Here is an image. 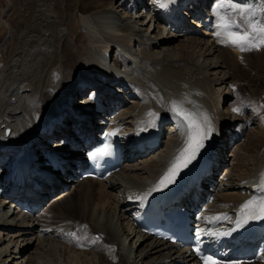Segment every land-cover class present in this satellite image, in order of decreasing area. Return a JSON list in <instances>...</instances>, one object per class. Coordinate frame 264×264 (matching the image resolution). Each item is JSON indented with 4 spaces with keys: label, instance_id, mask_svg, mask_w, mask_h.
<instances>
[{
    "label": "bare ground",
    "instance_id": "1",
    "mask_svg": "<svg viewBox=\"0 0 264 264\" xmlns=\"http://www.w3.org/2000/svg\"><path fill=\"white\" fill-rule=\"evenodd\" d=\"M28 1L11 0V28L15 33L11 36L10 31L2 42L6 49L0 66V264L190 261L183 249L155 240L135 226L134 198L150 191L185 147L187 125L172 113L173 101L193 113L206 114L211 122L213 131L203 141L215 149L216 165L210 181L214 183L220 176L223 190L248 188L238 196L213 195L212 202L204 206L205 214L229 213L251 192L257 193L253 187L260 184L264 174V133L251 128V122L257 117L264 119V87L251 90L236 72H252L253 78L264 84L263 47L240 51L206 37L213 30L218 40L216 26H204L202 33L185 26L175 10L180 2L189 0H174L173 5L168 3L163 8L156 0H80V5L73 3L74 11L67 19L59 15L67 11L55 12L44 0ZM198 1L207 2L216 23L225 12L241 21L240 8L244 11L249 7L247 0H232L237 10L221 8L225 0ZM254 1L260 4V0ZM141 9H145L144 18L138 13ZM89 83H93L90 90ZM109 92L115 98L113 106H102L101 98ZM74 97H78L73 103L80 106L78 114L86 116L81 124L113 114L114 123L108 129L125 147L123 167L107 181L83 178L68 182L55 177L50 183L39 181L44 188L34 199L42 205L40 209L34 214L10 210L9 200L3 196L6 172L16 164L19 150L25 153L29 147L49 148L50 140L58 138L59 128L76 122L70 121L71 110L76 112V108L67 107ZM247 103L255 107L253 117L246 114ZM233 108H240V112ZM151 119L157 121L156 132L167 137L164 145L140 151L134 142L153 124ZM240 134L244 139L231 144ZM67 148L64 143L59 149L64 152ZM63 152L65 160L75 153ZM39 170L47 171L48 166L40 163ZM64 185H71L93 202L84 204L78 220L58 210L77 193L63 192L49 202L56 192L64 191ZM93 198L99 204L112 200L116 203L114 211L110 204L99 208ZM230 217L222 216L221 223ZM125 220L134 226L133 237H139L134 242L137 245L139 241L134 255L132 233ZM76 230L75 238L60 239L64 232ZM37 233L43 236L38 243L33 237ZM48 256L58 260L50 262L53 258L47 260Z\"/></svg>",
    "mask_w": 264,
    "mask_h": 264
},
{
    "label": "snow or ice",
    "instance_id": "2",
    "mask_svg": "<svg viewBox=\"0 0 264 264\" xmlns=\"http://www.w3.org/2000/svg\"><path fill=\"white\" fill-rule=\"evenodd\" d=\"M160 7H166L168 3L174 0H156ZM221 8L237 10L238 6L232 3V0H225ZM260 15L257 16L256 10H253L250 15L240 11L241 23H237L234 19L228 16V13L219 16L218 31L216 36L220 43L225 46H233L239 48L240 51L258 50L264 47V0H260L259 9ZM234 112L239 113L240 108H233ZM172 113L187 125V140L185 147L181 150L180 155L175 162L168 168L165 174L161 177L158 184L153 188V191H159L162 187L173 183L175 176L182 167H186L192 159L195 158L199 150L204 146L203 141L208 139L213 131L211 122L206 114L193 113L178 102L173 101L171 105ZM149 115H154L149 113ZM115 133H112L114 135ZM260 191L264 192V174L261 175ZM143 199V197L141 198ZM241 216L243 221L248 219H264V196L253 198L246 201L241 206ZM240 224H237L239 227ZM206 264H215V261L210 259Z\"/></svg>",
    "mask_w": 264,
    "mask_h": 264
},
{
    "label": "rangeland",
    "instance_id": "3",
    "mask_svg": "<svg viewBox=\"0 0 264 264\" xmlns=\"http://www.w3.org/2000/svg\"><path fill=\"white\" fill-rule=\"evenodd\" d=\"M28 0H26V2H27ZM30 1V0H29ZM28 1V2H29ZM45 1V3L46 4H48L47 6H48V8L49 9H51V10H53V11H55V12H61V13H63V11L64 12H68V13H64V14H59V15H64V18L65 17H68V15L67 14H71L72 15V13H73V11H74V9L73 8H71L72 6H73V3H75V4H78V5H80L79 3H80V0H44ZM49 2V3H48ZM11 0H0V66L2 65V62H1V59H2V56H3V46L4 45H2V42H3V40L7 37V35H9L12 31V34H11V36L13 35V33H15V30L13 29L12 30V28H11V24H12V22L11 21H13V19H14V10L13 9H11V8H9L10 6H11ZM25 4V3H24ZM24 4H22L21 5V7H23V8H25V6L28 4V3H26V5H24ZM26 8H27V6H26ZM23 9L24 11L25 10H27V9ZM63 8H64V10H63ZM140 8H138V10H139ZM71 10H72V12H71ZM138 13L139 14H142V17L144 18V16H145V14H146V12H145V9L143 10V9H141L140 10V12L138 11ZM29 15H30V12L28 13ZM29 15L27 16V18L29 17ZM66 15V16H65ZM65 19H67V18H65ZM10 29V30H9ZM11 31V32H10ZM213 30H210V32H208L207 33V35H206V37L211 41V42H216L217 44H223V43H220L219 42V40H217V39H215V36L213 35V32H212ZM9 41H10V39H9ZM229 48H231L230 46H228ZM4 49H6V48H4ZM262 49H264V47L262 48ZM262 65H264L263 63H261ZM255 64H253V66H254ZM258 64H256L255 66H257ZM240 67H242V66H240ZM237 77L238 76H240V77H238L239 78V80H241V81H243V82H245L246 81V83L247 84H249V87L251 88V90H258V91H260L263 87H264V84H263V82H261V81H258L257 79H255V78H253V73L252 72H248V71H244V70H240V69H238L237 70ZM247 73H250V74H247ZM250 78V79H249ZM243 79V80H242ZM250 82V83H249ZM251 84V85H250ZM258 88V89H257ZM241 96H243L242 94H241ZM243 97H245V96H243ZM78 100V98L75 100V101H77ZM70 102H72V101H70ZM70 102H69V104H70ZM73 103H74V101H73ZM224 103V102H223ZM222 103V106L224 105ZM261 108H263V107H260L259 108V110H262ZM253 110H255V107L253 106L252 107V109L250 108V110L248 111V113L246 112V114L248 115V116H251V117H253L254 116V113H253ZM247 111V110H246ZM248 128H250V127H248ZM251 128H253V129H255V131L256 132H258V131H262L263 133H264V119H262L261 120V118H256V120L253 122V124L251 125ZM262 129V130H261ZM166 138V137H165ZM162 145H164V143L162 144ZM219 175V174H218ZM216 178V180L214 181V183L215 182H219L218 183V185H217V187L215 186L214 187V189L210 192V195H212L210 198H213V195H220V196H232V195H235V196H238L237 194H240V193H244V191H248V188H246V189H241V190H238V189H232V190H223V182H222V179H221V177L219 176H216L215 177ZM221 179V180H220ZM61 184V183H60ZM62 184H63V182H62ZM222 184V185H221ZM211 185H209L208 186V188L210 187ZM63 192H65V193H77V194H73V199H71L70 200V202L69 203H67V205H64V206H62V207H60V208H58V210H60L63 214H64V216L65 217H67V218H69V219H71V218H73V217H75V218H77V220L81 217V214H82V210H83V206H84V204H85V206L86 205H88V204H91V203H93L92 202V200L91 201H89L90 199H89V197L87 196V197H85V196H83L82 195V193L80 192V191H76L75 192V190L74 189H72V186H69V187H67V188H65L64 189V191H60V192H56L51 198H49V202L50 201H53L54 199H57V198H60V196L59 195H61V193H63ZM224 193V194H223ZM232 193V194H231ZM222 194V195H221ZM79 195V196H78ZM87 198V199H86ZM93 200H96V206L98 205V207L100 208V206L102 207L103 205H104V207H106L107 205H109V207H111V211H114V208H115V202L113 203V201L112 200H109V199H107L106 201H104V202H100V204H99V200L98 199H96V198H93ZM109 200V201H108ZM87 203H86V202ZM111 201H112V203H111ZM91 202V203H90ZM79 203V204H78ZM42 206V205H41ZM66 206H68V207H66ZM64 207V208H63ZM66 207V208H65ZM97 207V208H98ZM80 208V209H79ZM72 220V219H71ZM126 221V220H125ZM125 224H127V228L131 231V233H132V235H131V237H133L134 236V234H135V232H133L134 230V226L133 225H130L131 223H129V221H126L125 222ZM129 224V225H128ZM132 226V227H131ZM129 231V232H130ZM34 239H35V241H36V243H38V241L39 240H42L43 239V236L41 235V234H35L34 236ZM95 239V238H94ZM139 239V237L138 236H135V237H133L132 238V242L131 243H133V255L135 254V252H136V250H137V246H138V243H139V241H138V243H137V245H135L134 244V242H136V240H138ZM128 240V242H129V239H127ZM127 241H126V243H128ZM129 247V246H128ZM130 249V248H129ZM131 251V250H130ZM76 253H79V251H77ZM81 255V254H80ZM49 257V256H48ZM47 257V260H50V258L52 259L53 258V256H50L49 258ZM55 257V256H54ZM56 260H58L57 259V257L56 258H53L52 260H50V262H56ZM58 262V261H57ZM74 263V262H73ZM73 263H70V264H73ZM75 264V263H74Z\"/></svg>",
    "mask_w": 264,
    "mask_h": 264
}]
</instances>
